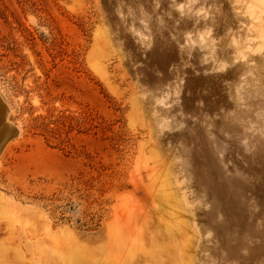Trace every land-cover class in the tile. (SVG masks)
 <instances>
[{"label":"rangeland","instance_id":"obj_1","mask_svg":"<svg viewBox=\"0 0 264 264\" xmlns=\"http://www.w3.org/2000/svg\"><path fill=\"white\" fill-rule=\"evenodd\" d=\"M0 103V264H264V0H0Z\"/></svg>","mask_w":264,"mask_h":264},{"label":"water","instance_id":"obj_2","mask_svg":"<svg viewBox=\"0 0 264 264\" xmlns=\"http://www.w3.org/2000/svg\"><path fill=\"white\" fill-rule=\"evenodd\" d=\"M5 113V111L0 112L1 116H0V120H2V115ZM5 117V114H4ZM14 135H16V130L12 127L9 128L7 132H3L0 134V151L2 149V147L5 145V143L12 138Z\"/></svg>","mask_w":264,"mask_h":264},{"label":"bare ground","instance_id":"obj_3","mask_svg":"<svg viewBox=\"0 0 264 264\" xmlns=\"http://www.w3.org/2000/svg\"><path fill=\"white\" fill-rule=\"evenodd\" d=\"M0 107L2 108V105H1V103H0ZM5 118H6V115H7V112L5 111ZM3 114V115H4ZM5 118H2V120H0V134L2 133V130H3V127L5 128V129H9V127H8V123H7V121L5 120ZM11 128H12V126H11Z\"/></svg>","mask_w":264,"mask_h":264}]
</instances>
